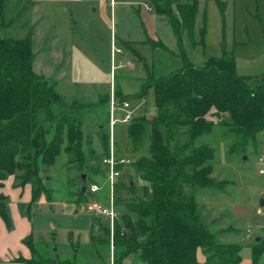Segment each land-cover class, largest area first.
<instances>
[{
	"label": "trees",
	"instance_id": "1",
	"mask_svg": "<svg viewBox=\"0 0 264 264\" xmlns=\"http://www.w3.org/2000/svg\"><path fill=\"white\" fill-rule=\"evenodd\" d=\"M149 1L157 15L168 20L184 67L152 77L143 94L123 96L119 90L120 100L128 101L140 100L153 90L157 113L151 119L139 115L127 127L133 154L139 156L129 168L139 179L141 194L118 198L117 206H122L124 212L116 220L113 239L110 228L99 224L97 234L93 233L94 226L91 230L93 244L109 253L113 241V264H200L199 249H203L206 264H241L243 246L220 242L201 214L198 191L223 190L227 182L212 177L217 150L199 140L221 127L226 140L235 139L231 144L233 153L252 148L255 155L261 154L264 74L240 76L231 56L210 58L204 65L195 66L185 52L184 35L194 39L196 0ZM1 27L0 24V30ZM200 34V43L205 44V26ZM152 44L155 47L158 43ZM33 61L31 37H0V217L9 228L12 224L8 197L1 192L9 175L17 174L20 187H31L33 206L43 195L50 199L43 170L53 167L58 157L65 154L72 170L86 175L87 169L95 175L100 168L90 163L101 164L109 153V121L100 126L103 153L97 156L90 146L86 150L83 120L85 112L95 106L85 102L70 106L56 86L34 73ZM103 102L109 114V96ZM211 116L216 120H209ZM88 185L91 183L86 184L87 188ZM130 188H137L133 180ZM86 196L81 187L79 198ZM25 244L31 259L21 260L23 263L48 264L40 260V246L32 236ZM250 249L253 264H259L264 256V238L256 240ZM55 262L81 264L78 257Z\"/></svg>",
	"mask_w": 264,
	"mask_h": 264
},
{
	"label": "rangeland",
	"instance_id": "2",
	"mask_svg": "<svg viewBox=\"0 0 264 264\" xmlns=\"http://www.w3.org/2000/svg\"><path fill=\"white\" fill-rule=\"evenodd\" d=\"M93 1L88 13L89 21H84V25L71 24L69 27L62 23V36L59 42H53L54 28L51 14L47 11L51 10L48 5H45V9L50 18L41 22L36 20L37 15L31 3L0 0V37H31L34 73L56 86L58 93L70 106L80 102L95 106L85 112L84 145L86 150L89 146L96 150L99 156L103 153L100 126L106 124L109 118L108 106L103 100L108 96L110 98L113 90L116 94L122 91L123 96L143 94L151 79L176 72L184 67V62L179 57L177 39L168 20L160 16L165 23L159 19L162 24L157 21L150 28L136 20L135 9L149 4V0H116L117 22L111 19L108 0ZM196 2L198 14L194 39L184 35L188 60L195 66H202L210 58L231 56L239 64L240 74L257 77L264 73V56L260 57V53L264 52V0L263 3L260 0ZM259 3L261 19L257 18L256 12ZM94 10H97L96 14ZM152 15L149 13V16ZM121 24L131 38L139 36L135 30L141 32V37H145L143 42L124 44L120 38ZM204 26L205 44H201L200 31ZM146 28L149 29L148 33L144 31ZM233 31L235 33L232 35ZM152 35H157L158 40H152ZM152 41L158 44L154 47ZM159 42L168 49L164 50ZM142 99L146 103L139 115L151 119L157 113L154 91L151 90ZM209 120L216 119L211 116ZM127 131V127L118 128L117 145L127 159L135 162L139 156L133 154ZM224 134L225 129L218 127L213 134L201 138L199 142L217 150L212 177L227 184L223 190H199L197 201L205 222L217 233L220 242L241 244L242 238L247 235L249 239H246V244L251 245L258 237L264 238V218L258 214L260 200L264 198V177L259 175L258 166L260 154L255 155L252 148L244 153H233L231 144L235 139L226 140ZM260 149L262 151V146ZM90 165L100 168V172L92 175L90 170L85 169L88 182L103 185L105 173L101 164L92 162ZM126 172L129 176L124 175L121 179L118 198L140 196L142 190L139 179L131 167ZM81 175V172L68 166L65 154L58 157L53 167L43 170L44 184L49 190L50 199L43 195L33 206L31 187H20L17 174L9 175L4 181L2 191L8 197L12 228L2 218L1 222L9 232L15 231L16 226L17 232L23 225L29 227L33 242L37 243V247L40 246L37 252L40 260L48 264L57 260H74L76 257L81 264H113L116 257L115 244L110 243V251L107 253L98 246L99 242H96L99 248L95 247L91 238L93 226L95 234L98 233L96 230H99V224L110 226L105 218L99 216L93 201L107 204L108 191L104 188L95 196L79 198L83 186ZM132 180L137 184L135 190L130 188ZM116 210L118 217L124 212L122 206H117ZM3 237L9 236L3 234ZM23 244L27 247L25 240ZM200 250L203 252V249ZM8 253L13 255L12 250H8ZM6 260L5 255L0 258V264H5Z\"/></svg>",
	"mask_w": 264,
	"mask_h": 264
},
{
	"label": "crops",
	"instance_id": "3",
	"mask_svg": "<svg viewBox=\"0 0 264 264\" xmlns=\"http://www.w3.org/2000/svg\"><path fill=\"white\" fill-rule=\"evenodd\" d=\"M14 1H18V3H22L24 1L31 3L32 4L31 8L35 10L36 15H37L36 20L38 21L44 22L45 18L51 17L52 26L54 28L53 42H56V41L59 42L62 36L61 29H60L62 23H63V26L69 27L71 24H74V25L83 24L84 25V21H89L88 13L90 12L91 7L94 4L93 0H14ZM260 2L263 3V0H260ZM222 4L224 5V2H222ZM45 5H48V7L51 8V10H47L51 14L50 17H49V13L45 9L46 7ZM259 6H260V3L258 4V8L256 9V12H257V18L261 19V14H259L261 10ZM96 12L97 10H94V14H96ZM132 13L133 12L131 11L130 14ZM134 13L135 15H137L136 20H138V23L140 22L142 25H146L148 28L155 26L157 21L158 23L160 21L163 24L165 23L162 20L163 18H161L160 16L156 14V12H154L153 6L150 3L140 5L139 9H135ZM149 13H153V15L149 16ZM110 14H111L110 16L113 22L114 21L117 22L116 21L117 20V1L116 0H115V5L113 6V8L110 4ZM136 20L134 18L133 21H135L136 23ZM138 23L136 26L137 28L139 27ZM147 30L149 29L146 28L144 31L148 33ZM135 33L136 35L138 34L140 37L137 36V38L136 37L131 38L128 31L124 28V25L121 24L120 38L124 44L126 42H143V39L145 37L143 38L141 37V34H140L141 32H138V30H135ZM234 33L235 32L233 31L232 35ZM152 36H153V38H151L152 40H158L157 35H152ZM262 56H264V52L260 53V57ZM236 64H237V72L240 76L252 77L250 75L244 76L240 74L241 72H239L240 70L239 64L238 63ZM180 69L181 68H179L178 70ZM263 74L264 73H261L259 76ZM27 187L30 188L29 186ZM1 192L5 194L2 190ZM23 223H27V222H23ZM3 234H5V236L6 235L9 236L10 238L9 237L4 238ZM30 236H32V232L30 231L29 227H27L26 225H23V228L21 230H18V232H17V226L15 228V231L9 232L0 220V258L5 257L6 255L7 260L5 264H25L21 260L31 259V252L29 248L25 247V245L23 244L24 240H26ZM246 239H249L247 235L244 236V238H242L241 240L242 242L240 244L243 246V250L241 252V256H242L241 264H253L250 245L246 244L247 243ZM256 240H260V238L258 237ZM8 247H10V249H8ZM7 249L12 250L13 255L12 254L10 255ZM200 251L201 250L199 249L198 254ZM197 256L199 257L198 261L200 264H206V257L203 254V252H200V254ZM259 264H264V256L262 257Z\"/></svg>",
	"mask_w": 264,
	"mask_h": 264
},
{
	"label": "built area",
	"instance_id": "4",
	"mask_svg": "<svg viewBox=\"0 0 264 264\" xmlns=\"http://www.w3.org/2000/svg\"><path fill=\"white\" fill-rule=\"evenodd\" d=\"M113 8L115 0H108ZM115 48V47H114ZM113 51L115 52V49ZM145 99L136 101L120 100L118 95L113 90L109 98V114H108V135H109V153L101 162V166L105 172V180L103 185L98 183L91 184L87 188L88 196H95L104 188L107 189V204H102L100 201H95V210L99 216L105 218L111 230V236H114V227L118 219L117 213V190L121 179L125 175L124 171L129 168L132 161L127 159L121 148L117 145V130L119 127H128L133 120L140 114L142 107L146 103ZM259 175L264 177V140L262 142V152L258 158ZM264 199V198H263ZM94 203V202H93ZM258 214L264 218V207H260ZM113 243V241H112Z\"/></svg>",
	"mask_w": 264,
	"mask_h": 264
},
{
	"label": "water",
	"instance_id": "5",
	"mask_svg": "<svg viewBox=\"0 0 264 264\" xmlns=\"http://www.w3.org/2000/svg\"><path fill=\"white\" fill-rule=\"evenodd\" d=\"M244 159H246V157ZM82 180H83V184H84V186L82 188V194H86V192H87V186H86V184H87V175H85V174L82 175ZM260 206L264 207V199L260 200ZM54 251H56V249Z\"/></svg>",
	"mask_w": 264,
	"mask_h": 264
},
{
	"label": "flooded vegetation",
	"instance_id": "6",
	"mask_svg": "<svg viewBox=\"0 0 264 264\" xmlns=\"http://www.w3.org/2000/svg\"><path fill=\"white\" fill-rule=\"evenodd\" d=\"M82 188H83V186H82ZM53 264H56V262H53Z\"/></svg>",
	"mask_w": 264,
	"mask_h": 264
}]
</instances>
